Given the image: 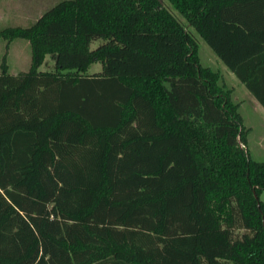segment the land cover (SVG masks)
<instances>
[{
	"label": "trees",
	"instance_id": "1",
	"mask_svg": "<svg viewBox=\"0 0 264 264\" xmlns=\"http://www.w3.org/2000/svg\"><path fill=\"white\" fill-rule=\"evenodd\" d=\"M167 1L185 22L57 0L0 27L30 52L0 61V264H264V160L185 26L264 108V0Z\"/></svg>",
	"mask_w": 264,
	"mask_h": 264
},
{
	"label": "rangeland",
	"instance_id": "2",
	"mask_svg": "<svg viewBox=\"0 0 264 264\" xmlns=\"http://www.w3.org/2000/svg\"><path fill=\"white\" fill-rule=\"evenodd\" d=\"M57 0H0V27L5 25H26L29 24L48 6ZM169 10L181 21L185 22L182 15L167 1L160 0ZM196 40L199 59L202 64L211 69L217 70L220 80L226 88L230 89V96L236 102L241 114L242 123L248 128L247 142L244 146L248 156L255 160H264V108L248 92L245 86L236 76L223 64L215 55L210 46L200 37L195 30L185 25ZM101 42L100 38L92 39L90 47L96 46ZM5 40L0 38V61L7 64L9 72L26 70L29 65V45L21 38H15L5 45ZM46 64H40L39 69L50 65L47 58ZM100 69V63L94 61L89 64L87 72ZM259 197L264 200V189L261 190ZM240 231V230H237Z\"/></svg>",
	"mask_w": 264,
	"mask_h": 264
}]
</instances>
